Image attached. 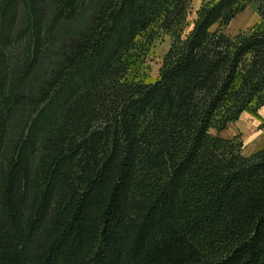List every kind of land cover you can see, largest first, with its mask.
<instances>
[{
	"label": "trees",
	"instance_id": "obj_1",
	"mask_svg": "<svg viewBox=\"0 0 264 264\" xmlns=\"http://www.w3.org/2000/svg\"><path fill=\"white\" fill-rule=\"evenodd\" d=\"M191 2L2 1L0 264H264V150L219 135L264 107V0Z\"/></svg>",
	"mask_w": 264,
	"mask_h": 264
},
{
	"label": "rangeland",
	"instance_id": "obj_2",
	"mask_svg": "<svg viewBox=\"0 0 264 264\" xmlns=\"http://www.w3.org/2000/svg\"><path fill=\"white\" fill-rule=\"evenodd\" d=\"M2 1L3 0H0V7ZM204 1L205 0H192L188 17L189 28L186 29L187 32L192 29L193 22L197 18V12L200 10ZM258 20L259 17L255 9L249 7L243 13L239 14L229 26L223 28V32L228 36H235L239 32L253 27ZM215 29L217 28L214 27V30ZM149 34H152L151 36H153L151 43L146 41ZM136 42V48L128 58L130 71L127 76V81L153 84L160 76L164 58L172 44V37L170 34L161 31L156 26L150 32L138 37ZM248 111V114H250L249 116L251 117L245 122L246 126H243L242 132H240L238 128L240 123H242L240 119L238 122L230 123L223 133H220L224 138L236 140V143L242 144V154L246 156L252 155L256 153V151L258 152V150L250 144L253 140V136L249 133V125H251V122H256L257 119L259 121L258 129L264 128V107L258 112L252 110ZM212 134H216V131H212ZM261 150L264 149L260 147L259 151Z\"/></svg>",
	"mask_w": 264,
	"mask_h": 264
},
{
	"label": "crops",
	"instance_id": "obj_3",
	"mask_svg": "<svg viewBox=\"0 0 264 264\" xmlns=\"http://www.w3.org/2000/svg\"><path fill=\"white\" fill-rule=\"evenodd\" d=\"M258 17H259V15H258ZM259 21H260V18H259L258 22H256L254 25L259 23ZM248 112L249 111L244 112L242 114V116L240 117L241 120L239 119L240 121H242V123H240V125L238 127L240 132H242L243 126H246L245 122H247V120H249L250 117H251V116H249L250 114H248ZM258 125H259V121L256 119V122H251V125H249V127H248L249 129L248 128L247 129L249 130V133H251L252 136H253V140L251 141L250 144L259 151L260 147L262 149H264V128L263 129H258ZM245 131H246V127H245ZM222 133L223 132H221V134ZM221 134H219V135L221 136ZM221 137L224 138L223 136H221ZM224 139L229 140L228 138H224Z\"/></svg>",
	"mask_w": 264,
	"mask_h": 264
}]
</instances>
